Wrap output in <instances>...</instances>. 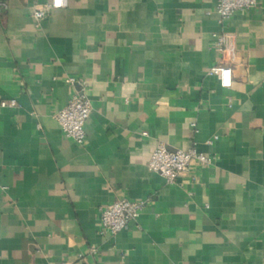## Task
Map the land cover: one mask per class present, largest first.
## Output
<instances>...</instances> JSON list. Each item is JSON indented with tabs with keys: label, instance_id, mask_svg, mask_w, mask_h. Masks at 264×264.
Wrapping results in <instances>:
<instances>
[{
	"label": "crops",
	"instance_id": "obj_1",
	"mask_svg": "<svg viewBox=\"0 0 264 264\" xmlns=\"http://www.w3.org/2000/svg\"><path fill=\"white\" fill-rule=\"evenodd\" d=\"M0 2V101L17 103L0 109V264H264V0L223 25L218 0H64L39 27L51 0ZM69 78L89 86L84 146L53 118ZM160 143L213 164L169 186L148 169ZM121 199L150 203L104 237Z\"/></svg>",
	"mask_w": 264,
	"mask_h": 264
},
{
	"label": "built area",
	"instance_id": "obj_2",
	"mask_svg": "<svg viewBox=\"0 0 264 264\" xmlns=\"http://www.w3.org/2000/svg\"><path fill=\"white\" fill-rule=\"evenodd\" d=\"M258 6L259 0H218L216 12L219 23L223 25L236 12L251 11ZM7 8L6 3L0 2V13L6 11ZM62 8H64V0H51L44 8L34 10L32 17L36 26L39 27L51 11ZM214 46L223 55L226 51L233 49V37L225 33L215 34ZM209 75L217 76L222 88L230 89L232 87L233 71L231 68L215 66L210 70ZM68 82L76 88L75 93L68 105L56 113L53 118L66 138L74 141L78 146H84L87 142L86 124L92 114L89 86L82 79L69 78ZM14 108H17L15 100L0 101V109ZM142 135L147 136L148 134L144 133ZM213 161L214 158L199 153L193 148L172 151L165 144L160 143L150 158L148 169L150 172L160 175L167 185L175 186L184 175L189 173L193 163H197L201 167H209L213 164ZM149 203V200L146 202H132L121 199L100 207V234L106 237L128 232L132 224L138 221L141 213ZM94 252L92 250V253Z\"/></svg>",
	"mask_w": 264,
	"mask_h": 264
}]
</instances>
